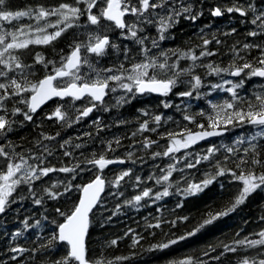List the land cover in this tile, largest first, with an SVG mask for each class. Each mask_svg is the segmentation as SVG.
<instances>
[{
    "label": "trees",
    "instance_id": "trees-1",
    "mask_svg": "<svg viewBox=\"0 0 264 264\" xmlns=\"http://www.w3.org/2000/svg\"><path fill=\"white\" fill-rule=\"evenodd\" d=\"M62 3L78 6L85 14L73 20L72 27L48 44H30L26 49L11 50L12 55L18 56L29 67L23 71L14 69L7 76H0V83L9 85L7 89H0V98H3L0 99V115L13 121L10 131L6 129L0 133V147L9 154L8 157L0 156V168L3 167L0 171L6 170L10 161L21 163V157L27 161L25 167L30 165L57 170L68 167L75 171H53L32 181L31 185L21 184L16 188L5 213L0 217V264H53L63 257L68 250L66 244L53 242L49 247L42 245L49 244L50 238L58 231L57 225L64 221L60 212L65 215L71 213L77 205L82 186L99 172L106 180V190L90 218L86 239L87 258L90 261H100L102 264H181L190 260L191 264H240L242 259L249 258L258 264L260 259H264V245L241 246L236 241L261 238L258 234L264 231V189L256 190L234 211L219 216L194 235L188 233L194 232L205 219L210 218V214L226 211L234 202L242 183L234 179L228 169L237 175L241 169L245 172L251 169L257 174L264 172V136L252 139L261 131V127L248 123L227 125L226 134L215 141L193 144L167 156L164 153L174 139L187 136L189 131L203 130L198 127L199 124L209 129L208 117L214 115L213 104L231 102L238 109L247 111L248 104L258 103L257 95H264V81L247 75L249 69H245V73L239 77H233L235 84L243 81L242 86L235 89V97L227 91L231 84H222L221 81L225 77L232 78L231 70L246 62L253 67H262L258 61L264 58V32L257 26L264 22V18L258 20L257 24H253L252 20L264 13V0H194V6L188 8L189 11L181 12L174 26L166 32L164 40L160 41L164 46L163 55L160 52L158 56L163 62L159 59L156 62L167 61L168 65L176 66L173 70H163L164 74L160 73V76L177 80L163 102L156 98L134 96L131 100L93 111L80 119L70 113L66 103L62 104L64 119L60 121L53 115L59 103H53L45 112L26 120L23 113L27 112V107L21 101L28 99L31 93L12 95L11 79L22 84L26 79L35 84L62 67L72 49L85 41L83 33L87 32L89 21L86 5H76L75 0L5 2L4 7L10 11L33 10L31 17H21L11 22L0 21V29L4 31L15 32L18 28H24L25 34H18L21 40L35 39L57 31L58 28L41 25L42 20L56 24L57 16L37 21L35 13L41 7L53 9ZM215 7L222 10L220 18L211 15ZM229 7H242L247 15L241 16L235 11L229 13L226 10ZM193 16L195 19H192ZM37 26L45 27L46 32H37ZM59 27H64V24ZM253 31L259 34L249 35ZM10 40L11 37H8ZM205 40L209 41L206 46ZM245 44L254 46L245 49ZM133 45V40L123 37L117 46L119 53L109 49L100 58H89L88 61L101 77L108 75L104 69L123 72L121 65L127 69L124 67L127 61L123 60L125 47L132 50ZM140 45L143 46L141 43L137 46ZM202 51L214 54L201 57ZM193 53L198 57L195 60L199 62L198 67L176 77L174 73L186 69L185 64L191 60L185 54L190 57ZM38 55L42 58L40 61H37ZM209 64L228 71L216 74L207 67ZM84 67L89 68L87 64ZM88 70L96 73L92 68ZM0 71L7 69L0 65ZM194 76L201 79V85L195 88ZM96 78L91 76L87 80L92 82ZM214 85L222 87L214 88ZM188 91L192 92L191 96L178 95ZM166 103L170 106L165 107ZM16 108L22 111L13 115ZM157 115L161 117L159 122L155 121ZM185 116L194 119L185 120ZM145 122L147 129H142ZM220 128L225 129V126L221 125ZM209 149L213 151L209 152ZM228 149L233 151L229 152ZM100 156L105 159L120 158L124 163L98 170L89 161ZM254 157L261 164L249 163L237 167L241 159L250 162ZM189 164L193 166L189 167ZM220 168L226 170L224 175H217ZM124 172L129 175L117 183ZM165 175H168V180L163 179ZM213 177V183L205 187L202 182ZM69 182L71 191L65 192ZM53 185L57 187L53 188ZM191 185H200L202 190L189 193L186 190ZM45 189L63 195L51 199ZM145 190H150L148 197L142 196ZM165 190L169 192L168 196L162 195ZM157 194H161L159 199L156 198ZM137 195L142 196L139 202L134 199ZM35 199H41L42 203L35 204ZM182 236L185 239H179ZM113 240L116 241L114 245L111 243ZM172 240L177 243L170 244ZM162 244L169 246L156 247ZM225 246L237 250L227 251Z\"/></svg>",
    "mask_w": 264,
    "mask_h": 264
},
{
    "label": "snow or ice",
    "instance_id": "snow-or-ice-1",
    "mask_svg": "<svg viewBox=\"0 0 264 264\" xmlns=\"http://www.w3.org/2000/svg\"><path fill=\"white\" fill-rule=\"evenodd\" d=\"M6 0H0V21H8L11 22L13 20H18L21 17H31L33 15V10L28 9L27 11H10L7 10L5 6ZM85 4L87 19L91 25H99L101 19H105L107 21L113 22L116 27L120 29L127 28L132 37H137L136 25H128L124 17L126 14H131L137 17L144 16V13L149 12L150 9L155 10L157 8H163L165 6L166 0H157V2H153V0H138L137 5H132L131 0H106V7L102 8L99 15L92 14V9L96 7L97 0H75V4ZM227 12L231 13L233 11L239 12L241 16L247 15V12L242 7H229L226 9ZM185 12L189 11L188 8L184 9ZM85 12H82L81 8L78 6H73L67 3H62L57 8L53 9H45L43 7L39 8L35 13V19L37 21L41 19H46L49 16H57L59 19L56 24H48L47 27L58 28L57 31L51 34H45L43 36H37L35 39H18V34H25L24 28H18L15 32H8L0 29V65H3L7 71H0V76H7L8 72L13 71L14 69H20L23 71L25 68L29 67L28 65L23 64L18 56L12 55L11 50L16 49H26L30 44H48L51 41L57 39L62 35L63 32L66 31L67 28L72 27V21L78 20L81 15H84ZM222 10L217 7L212 11L213 16H221ZM179 15V13H177ZM264 18V13L257 15L253 20V24H257L258 20H262ZM169 20H172V17H168ZM195 19V16L192 17ZM151 22V21H148ZM60 24H64V27H59ZM169 24H166L163 19L161 20V29H166L169 27ZM30 27V26H29ZM258 27L264 32V22H262ZM37 32L45 33V27L36 28ZM235 31V30H233ZM259 33L256 31L250 32L249 35L256 36ZM8 37H11V40L8 41ZM163 39V36H161ZM139 43L143 44V40L140 39ZM218 42V41H217ZM209 43L208 40L204 41L205 46ZM254 45L245 44L243 47L245 49L253 47ZM86 51L96 56L100 57L106 54L108 47L117 48V45L111 44L109 37L107 35H96L94 37H90V42L85 46ZM255 47H260L259 45H255ZM81 45L77 44L71 55L67 58V62L62 65V67L55 69V75H48L44 79L40 80L38 83L32 84L27 82L25 79V83H19L16 79H11L10 86L13 88L12 95H20L21 93H31L29 99L22 100L21 103H25L28 111L24 112V118L26 120H31L32 115L29 113H35L37 109L44 104L47 100L53 97H74L76 99H80L84 94H88L95 101H102L103 97L106 95V90L109 88V81L119 82V87L125 89L127 92L132 93L134 90L136 93L143 94L145 92L148 93H158L161 95L167 96L169 92H171L173 86L176 85L177 80L173 78L167 79H157L155 75H149V68L156 69L159 68L161 70H172L175 68V65H168L167 61L164 63H157L155 60L150 62H144L140 64H135L131 68V70L123 69L121 65V69L123 72H127L128 74L124 76L123 74L117 75L112 74L106 77H101L100 72L97 71L87 60V58H82L80 55ZM5 54H8L7 57ZM214 53L202 51L200 56L203 57L205 55H213ZM187 58L192 59L193 61L197 60L198 57L193 53L190 57L188 54H185ZM42 58L37 56V61H40ZM83 64H87L89 68H92L94 72H96V79L92 83L84 82L81 84H77L75 81L80 79L79 75H76L71 70L75 69L76 72L79 71V67ZM258 63L262 67H253L250 63H244L238 67H235L233 71L230 72L233 76H240L241 73L244 72L245 69H249L250 77H264V58L260 59ZM208 68L211 69L212 72L219 74L220 72H227L228 69H221L219 67H213L211 64L207 65ZM105 72H113L112 69H104ZM189 70L181 69L180 72H175L174 75L178 77L181 73ZM73 77L72 81L68 83L64 87L53 86V81L57 80V78L63 77ZM195 84L193 87H198L201 85V79L199 76H194ZM124 80L129 81L130 83L123 82ZM226 83L232 84L231 81H226ZM243 81L237 84H232L230 88L227 89L228 92H231L233 97L236 96L235 89L242 86ZM9 85L4 83H0V89H7ZM214 88H221L222 85H214ZM115 91V88L111 89ZM180 96H191L192 92H182L179 93ZM3 99V98H0ZM256 100L257 104H248V110L244 111L243 109H238L235 104L231 102H225L222 105L213 104L212 108L214 110V115H210L208 117L209 123L208 128L212 129L211 131L203 130L200 132L193 133L191 131L188 132V135L183 140H173L172 145L169 146L164 155H169L172 152L179 151L181 148H188L192 144H195L197 141L205 139L211 136L221 135L222 132L218 131L221 125L225 126V130H227V125H243L244 123H248L254 126H260L261 131H258L255 136L252 137L255 140L256 136H264V95H257ZM95 105H93L94 107ZM165 107H169V104H165ZM20 108H16L13 111V115L17 113H21ZM92 111V107L86 108L82 111V116H88ZM146 114V113H145ZM58 119H64V115L59 108H57L54 114ZM185 120L192 121L194 118L190 116H185ZM161 117L157 115L155 117V121L159 122ZM11 123L13 121H9L5 119L4 115H0V133L4 132L6 129L11 130ZM142 129H147V122L143 124ZM199 128L204 129L203 124L198 125ZM154 130V129H153ZM172 135V134H170ZM46 139H52V137H45ZM79 147V145H77ZM213 149H209V152H212ZM229 152H232V149H228ZM8 153L5 152L4 148L0 147V156L8 157ZM67 155V153H66ZM159 155V153H157ZM207 159V157H205ZM116 161L105 159L104 156H100L99 159H93L89 161L94 165H97L100 170H103L107 165L115 163ZM121 163L123 161H120ZM199 162V161H197ZM252 165L261 164L259 159L255 157L249 162L247 160L241 159L240 164L237 165L240 168L243 164ZM27 161L23 160L21 157V163L8 162L6 165V170L0 171V214L5 213L7 206L10 203L9 198L12 196L13 192L16 188L21 184H29L31 185L32 181L39 180L42 176H47L50 172L60 171L64 173H69L75 171L73 168L62 167L60 169L48 168V167H33L27 166ZM189 167L193 165L189 164ZM225 169L220 168L217 172V175H224ZM231 173L234 179L240 181L242 183V189L238 193L234 202L230 207L227 208L226 211L217 213L215 215L210 214L209 219H205L204 222L194 231L188 233V235H194L195 232L200 231V229L204 228L206 225L211 224L214 220L219 218V216H226L232 211L236 209L237 206L243 204L246 198L255 192L258 189H264V172L257 174L255 171L249 169L245 172L241 169L239 175L231 169L227 170ZM20 174V175H18ZM129 175L128 172H124L117 179V183L119 180L123 179L124 176ZM170 175V173H169ZM168 175L163 177L164 180H168ZM215 177L206 179L202 183L206 187L207 185L213 183ZM159 182V181H158ZM105 186V181L101 178V176L97 175L95 180L92 182L82 186L80 189L82 191V196L79 199V203L74 207L70 214L65 215L63 212H60V215L64 216V222L59 223L57 225L58 231L53 234V236L49 240L48 245H42V247H49L53 242H61L66 243L68 246V250L66 254L58 260H55L53 264H102L100 261H90L87 258L86 245H85V237L89 228V213L92 212L93 208L99 202L100 194L103 192ZM53 188H56L57 185H53ZM72 185L71 182L68 183L65 187V192L71 191ZM195 191H200V185H191L189 189L186 191L191 193ZM29 191L32 192L31 187H29ZM46 194L51 199H57L59 196L63 195V193L53 192L51 189H45ZM150 195V190H145L142 194L143 197H148ZM163 196H168L169 192L165 190L162 193ZM141 195H137L134 199L136 202H139L142 199ZM161 194H157L156 198L159 199ZM15 202V201H12ZM34 203L39 205L42 203L41 199H35ZM25 225L27 226V221H25ZM159 226V225H157ZM20 233H16L19 235ZM261 238L259 240H248L247 238L243 240L236 241L238 245L247 244L249 247H256L257 245H264V231H261L258 234ZM179 239L183 240L185 237H180ZM113 245L116 244V241L113 240L111 242ZM170 244L177 243L176 240H172L169 242ZM169 244H162L156 247L167 248ZM227 251L235 252L237 249L234 247L225 246ZM13 251H24L23 249H13ZM121 259V258H117ZM181 264H191L190 260L182 261ZM240 264H256L254 260H250L249 258H244L241 260ZM258 264H264V259H260Z\"/></svg>",
    "mask_w": 264,
    "mask_h": 264
},
{
    "label": "flooded vegetation",
    "instance_id": "flooded-vegetation-1",
    "mask_svg": "<svg viewBox=\"0 0 264 264\" xmlns=\"http://www.w3.org/2000/svg\"><path fill=\"white\" fill-rule=\"evenodd\" d=\"M173 1V5H176L177 7L178 6H183L184 4H185V1L183 2L182 0H166V3H169V2H172ZM153 2H157V0H153ZM131 4L132 5H137L138 4V0H131ZM106 6V0H97V4H96V7H94L91 11H92V14H96V12H97V10H98V8H99V10H100V8H102V7H105ZM149 15V13L148 12H146V13H144V16H142V17H137V16H134V15H130V14H127L126 16H125V21H126V23L129 25H133L134 23H137L139 20H142L143 18H145V17H147ZM177 17V16H176ZM130 19V20H129ZM103 20V21H102ZM137 21V22H136ZM102 22V23H101ZM101 22H100V24L99 25H91L90 23L88 24V26H87V37H85L86 39H90V37H94V36H96V35H99V31L101 32L100 33V35L102 36L103 34H104V31L106 32L107 31V33L109 34V36H110V39H112L111 37H113V39H112V43L111 44H114L115 43V40L117 39V37L118 36H120L121 34H123V32H124V35H129L130 34V32L128 31V29H117V28H115V26H114V24L111 26V24L112 23H110V22H107V21H105L104 19H101ZM176 22H174V24H175ZM103 24V25H102ZM108 25V26H107ZM105 27H108V29L107 30H104L105 29ZM112 28V29H111ZM112 32H111V31ZM119 30V31H118ZM136 30V29H135ZM158 30H156V32H157ZM121 32V33H120ZM154 33V37L153 38H149L148 36H146V37H144L145 39H147V40H163V39H161V36H163V34H162V32L161 33H159L160 31H158L157 33ZM106 33V34H107ZM96 34V35H95ZM120 34V35H119ZM114 41V42H113ZM88 43H85V44H83V46L84 45H87ZM152 44H154V45H156L154 48H147L148 50L146 51V53L147 52H151V51H156V53H158V52H160V50H162L161 48H160V45H161V43H158V42H152ZM150 49V50H149ZM112 52H115L116 50H113V49H110ZM119 51L120 50H117V53H119ZM133 53V55L131 54V53H129V60H128V63L130 64V63H132L133 61H140L141 59L142 60H144V56L143 55H141V54H137V52L135 51V49H133V50H131ZM158 51V52H157ZM141 55V56H140ZM131 57V58H130ZM133 57V58H132ZM136 57V58H135ZM131 60V61H130ZM130 61V62H129ZM129 66H132V65H129ZM127 64L124 66V67H126L128 70H131V68L132 67H129ZM129 67V68H128ZM114 72H116V74L117 75H120V74H123V72L122 71H116V70H113ZM77 73V72H76ZM78 74H79V76H80V80H82V81H87V82H89L87 79L89 78V77H91V76H94V77H96V74L95 73H88V74H86V73H84V71L83 70H79L78 71ZM134 93V95H135V93L136 92H133ZM149 97V95H144L143 96V98H148ZM158 99H161L162 97H159V96H156Z\"/></svg>",
    "mask_w": 264,
    "mask_h": 264
},
{
    "label": "rangeland",
    "instance_id": "rangeland-1",
    "mask_svg": "<svg viewBox=\"0 0 264 264\" xmlns=\"http://www.w3.org/2000/svg\"><path fill=\"white\" fill-rule=\"evenodd\" d=\"M182 1H185L186 3V7L187 6H189L190 5V3H192V0H182ZM188 1V2H187ZM189 3V4H188ZM99 10H97V12H96V14H99ZM151 16V17H150ZM148 17H150V18H148ZM147 18H145V19H143V20H139L138 22H137V26H139L140 24H142V26H144V24H143V21L144 20H147V21H149L150 19H152V20H155L157 23V25H158V27H157V29L159 28V30L161 29V20L163 19L164 20V22L166 23H168L169 22V20H168V12H167V9L166 8H162V9H155V10H152V14L151 15H149ZM167 20V21H166ZM140 22V23H139ZM160 23V24H159ZM166 23V24H167ZM261 23H258V25H260ZM156 25V26H157ZM105 29L107 30L108 29V27H105ZM164 30L165 29H161L160 31H162V32H164ZM83 35H84V37H87V32H84L83 33ZM166 53H167V51H166ZM170 53V52H169ZM155 54V55H154ZM157 53H156V51H151V52H147V55H145V59L146 60H142V61H137V63L138 64H140V63H144V62H150V61H152V60H155V61H157L156 60V57L158 56V55H156ZM190 62V61H189ZM198 65H199V62H196V61H191L190 63H186L185 64V66H186V69L185 70H192V69H195V68H197L198 67ZM150 69V68H149ZM155 71H157L156 69L153 71L152 70V75H156V73H158L159 74V72L161 73V71L163 72V70H158V72H155ZM189 71H186V72H189ZM76 75H79L78 74V72L77 73H75ZM109 75H112V74H109ZM108 75V76H109ZM72 79H73V77H69L68 79H67V82H71L72 81ZM78 80H76L75 82H77ZM226 81H231L232 82V80H230V79H224V83L226 82ZM113 86V85H112ZM111 86V89L112 88H115L116 90L115 91H112L111 89L109 90L110 92V98L108 99L109 101H110V104H112V105H115V102H120V101H124V98L126 99V97H125V95H126V93H127V91L125 90V89H122V88H120V87H118V86H113L112 87ZM122 98V99H121ZM77 107H74L73 108V111L74 112H76L77 111ZM187 136H185V137H183V138H180L179 140H183V139H185ZM19 175V174H18Z\"/></svg>",
    "mask_w": 264,
    "mask_h": 264
},
{
    "label": "water",
    "instance_id": "water-1",
    "mask_svg": "<svg viewBox=\"0 0 264 264\" xmlns=\"http://www.w3.org/2000/svg\"><path fill=\"white\" fill-rule=\"evenodd\" d=\"M71 55V54H70ZM69 55V56H70ZM67 62V61H66ZM65 62V63H66ZM74 70V69H73ZM73 70H71V71H73ZM52 75H55V73L54 74H52ZM45 78V77H44ZM43 78V79H44ZM64 78V77H63ZM57 79H62V78H57ZM42 80V79H41ZM54 82L55 81H53V86H54ZM153 94H155V95H161V94H158V93H153ZM85 96H88V97H90L88 94H84L83 95V97L82 98H84ZM69 98H74V97H71V96H68ZM106 97V95L103 97V99ZM54 98H59V99H65V98H67V97H63V98H60V97H53V98H51V99H49V100H47L44 104H42L38 109H37V111H39L41 108H43L48 102H50L51 100H53ZM82 98H80V99H82ZM91 98V97H90ZM76 99V98H75ZM95 101V100H94ZM95 102H101V101H95ZM36 111V112H37ZM212 130V129H211ZM211 130H208V131H211ZM218 131H221L222 132V134H224L225 133V131L224 130H222V129H217ZM197 132H200V131H197ZM196 133V132H195ZM221 134V135H222ZM217 136H220V135H217ZM217 136H211V137H207V138H205V139H202V140H199V141H204V140H209V139H212V138H215V137H217ZM199 141H197V142H199ZM113 161H116L115 163H112V164H109V165H107V166H110V165H113V164H117V163H120V160H113ZM97 166V165H96ZM106 166V167H107ZM95 180V179H94ZM93 181V180H92ZM91 181V182H92ZM90 183V182H89ZM88 184V183H87ZM104 190H105V186H104ZM104 190H103V192H101V194H100V198H101V196L103 195V193H104ZM81 196H82V191H81V195H80V198H81ZM99 198V199H100ZM79 203V202H78ZM95 208V207H94ZM93 208V209H94ZM93 211V210H92ZM90 214L91 213H89V217H90ZM1 215V214H0ZM86 237H87V235H86ZM86 237H85V242H86Z\"/></svg>",
    "mask_w": 264,
    "mask_h": 264
},
{
    "label": "bare ground",
    "instance_id": "bare-ground-1",
    "mask_svg": "<svg viewBox=\"0 0 264 264\" xmlns=\"http://www.w3.org/2000/svg\"><path fill=\"white\" fill-rule=\"evenodd\" d=\"M103 1H104V0H103ZM188 1H189V0H188ZM188 1H187V2H188ZM197 1H198V0H197ZM242 1H243V0H242ZM183 2H184V1H183ZM185 3H186V2H185ZM188 4H189V3H188ZM190 4H191V3H190ZM189 6H190V5H189ZM130 15H131V14H130ZM186 15H187V13H186ZM126 17H127V16H126ZM150 17H151V16H150ZM150 17H148V18H150ZM129 20H130V19H129ZM102 21H103V20H102ZM149 21H150V20H149ZM163 21H164V20H163ZM166 21H167V20H166ZM177 21H178V20H177ZM125 22H126V21H125ZM136 22H137V21H136ZM101 23H102V22H101ZM139 23H140V22H139ZM166 23H167V22H166ZM159 24H160V23H159ZM102 25H103V24H102ZM112 25H113V24H111V26H112ZM129 25H130V24H129ZM254 26H255V25H254ZM256 26H257V25H256ZM157 27H158V25H157ZM257 27H258V26H257ZM159 28H160V27H159ZM159 28H158V29H159ZM188 28H189V27H188ZM111 29H112V28H111ZM126 29H127V28H126ZM126 29H125V30H126ZM122 30H123V29H122ZM160 30H161V29H160ZM84 31H85V30H84ZM110 31H111V30H110ZM118 31H119V30H118ZM184 31H185V30H184ZM106 32H107V31H106ZM111 32H112V31H111ZM157 32H158V31H157ZM157 32H156V33H157ZM188 32H189V31H188ZM193 32H194V31H193ZM99 33H100V31H99ZM104 33H105V31H104ZM120 33H121V32H120ZM159 33H161V32H159ZM107 34H108V33H107ZM123 34H124V32H123ZM95 35H96V34H95ZM119 35H120V34H119ZM154 36H155V35H154ZM168 36H169V35H168ZM118 37H119V36H118ZM118 37H117V38H118ZM170 37H171V36H170ZM111 38L113 39V37H111ZM149 38H150V37H149ZM168 39H169V38H168ZM168 39H167V40H168ZM113 40H114V39H113ZM169 40H170V39H169ZM245 40H246V39H245ZM113 42H114V41H113ZM121 43H122V42H121ZM164 43H165V42H164ZM124 44H126V43H124ZM162 44H163V43H162ZM166 45H167V44H166ZM117 46H118V45H117ZM126 46H127V45H126ZM140 46H141V45H140ZM193 46H194V45H193ZM193 46H192V47H193ZM124 47H125V46H124ZM128 47H129V46H128ZM136 47H137V46H136ZM163 47H164V46H163ZM171 47H172V46H171ZM117 48H118V47H117ZM153 48H154V47H153ZM160 48H161V47H160ZM183 48H184V47H183ZM112 49H113V48H112ZM125 49H126V47H125ZM166 49H167V48H166ZM169 49H170V48H169ZM117 50H118V49H117ZM117 50H116L115 52H117ZM149 50H150V49H149ZM189 50H190V48H189ZM193 50H194V49H193ZM160 51H161V50H160ZM170 51H171V50H170ZM175 51H176V50H175ZM191 51H192V50H191ZM157 52H158V51H157ZM161 53H162V52H161ZM188 53H189V52H188ZM131 54H132V53H131ZM139 54H140V53H139ZM175 54H176V53H175ZM132 55H133V54H132ZM141 55H142V54H141ZM141 55H140V56H141ZM154 55H155V54H154ZM156 55H157V54H156ZM162 55H163V53H162ZM183 55H184V54H183ZM190 55H191V54H190ZM174 56H175V55H174ZM97 57H98V56H97ZM159 57H160V56H159ZM185 57H186V56H185ZM94 58H95V57H94ZM94 58H93V60H94ZM99 58H100V57H99ZM130 58H131V57H130ZM132 58H133V57H132ZM135 58H136V57H135ZM91 59H92V58H91ZM141 60H142V59H141ZM159 60H160V59H159ZM166 60H167V59H166ZM91 61H92V60H91ZM130 61H131V60H130ZM130 61H129V62H130ZM157 61H158V60H157ZM160 61H162V60H160ZM171 61H172V60H171ZM183 61H184V60H183ZM189 61L191 62L192 59L189 60ZM96 62H97V61H96ZM162 62H163V61H162ZM190 62H187V63H190ZM94 63H95V62H94ZM94 63H92V64H94ZM116 63H117V62H116ZM125 64H126V63H125ZM127 64H129V63L127 62ZM169 65H170V64H169ZM129 67H130V66H129ZM129 67H128V68H129ZM88 69H89V68H88ZM175 69H176V68H175ZM172 70H173V69H172ZM153 71H154V70H153ZM155 72H156V71H155ZM161 72H162V71H161ZM164 72H165V71H164ZM101 73H102V72H101ZM159 73H160V72H159ZM171 73H172V72H171ZM244 73H245V72H244ZM162 74H164V73H162ZM154 75H155V74H154ZM170 76H172V75H170ZM165 77H166V76H165ZM174 77H175V76H174ZM93 79H94V78H93ZM182 79H183V78H182ZM179 81H181L180 78H179ZM112 87H113V86H112ZM109 94H110V93H109ZM109 98H110V97H109ZM196 98H197V97H196ZM121 99H122V98H121ZM157 99H158V98H157ZM199 99H200V98H199ZM196 100H197V99H196ZM197 101H198V100H197ZM196 103H197V102H196ZM199 104H200V103H199ZM24 111H25V110H24ZM27 111H28V110H27ZM44 112H45V111H44ZM48 112H49V111H47V113H48ZM206 113H207V112H206ZM44 114H45V113H44ZM47 115H49V114H47ZM199 115H200V114H199ZM32 116H33V115H32ZM20 117H21V116H20ZM48 117H49V116H48ZM48 117H47V118H48ZM70 118H71V117H70ZM77 118H78V117H77ZM71 119H72V118H71ZM59 121H60V120H59ZM77 122H78V121H77ZM5 139H6V137H5ZM8 139H9V138H8ZM4 141H5V140H4ZM9 141H10V140H9ZM211 141H213V140H211ZM214 141H215V140H214ZM6 144H7V143H6ZM9 144H10V143H9ZM208 144H209V143H208ZM7 148H8V147H7ZM12 148H13V147H12ZM22 149H23V148H22ZM9 150H10V149H9ZM24 151H26V150H24ZM161 151H162V150H161ZM20 152L22 153V151H20ZM12 154H13V153H12ZM24 156L26 157V155H24ZM30 156H32V155H30ZM196 157H197V156H196ZM199 157H200V156H199ZM199 157H198V158H199ZM202 157H203V156H202ZM3 161H4V160H3ZM52 165H53V164H52ZM146 165H147V164H146ZM53 166H54V165H53ZM1 168H3V167H1ZM1 168H0V169H1ZM58 220H60V219H58ZM67 249H68V248H67Z\"/></svg>",
    "mask_w": 264,
    "mask_h": 264
}]
</instances>
